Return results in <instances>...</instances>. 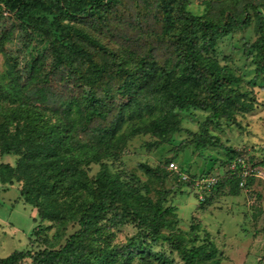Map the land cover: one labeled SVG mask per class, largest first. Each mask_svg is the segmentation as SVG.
I'll return each instance as SVG.
<instances>
[{
    "label": "trees",
    "instance_id": "1",
    "mask_svg": "<svg viewBox=\"0 0 264 264\" xmlns=\"http://www.w3.org/2000/svg\"><path fill=\"white\" fill-rule=\"evenodd\" d=\"M131 2L130 19L149 42L146 54L128 67L106 55L81 27L83 20L97 26L107 22L110 12L116 14L123 6L120 0H0V53L5 60L0 94L17 103L0 106V156H18L14 168H5L23 177L21 195L42 217L54 215L53 193L68 177V191L81 185L92 197L76 207L79 229L63 245L16 250L0 258V264H130L133 238L121 258L105 241L106 228L99 221L108 212L170 242L184 264H203L215 256L214 247L186 249L177 237L159 232L167 228L165 216L172 207L123 186L102 163L93 178L81 168L117 156L136 135L150 134L157 145L165 142L179 131L175 110H209L202 131L213 119L226 116L229 105L238 102L232 86L239 80L210 52L220 38L253 22L257 63L264 65V0L208 1L204 15L188 12L187 0ZM15 37L21 45L17 57L6 52ZM21 57L26 68L20 67ZM192 136L199 148L223 147L217 139ZM241 179L239 172L225 180L229 195L238 196Z\"/></svg>",
    "mask_w": 264,
    "mask_h": 264
},
{
    "label": "rangeland",
    "instance_id": "2",
    "mask_svg": "<svg viewBox=\"0 0 264 264\" xmlns=\"http://www.w3.org/2000/svg\"><path fill=\"white\" fill-rule=\"evenodd\" d=\"M208 1L220 0H187L186 10L204 15ZM120 3L123 6L119 12H110L107 22L97 26L83 20L81 27L102 45L106 55L131 67L146 54L149 41L130 19L134 11L131 0ZM260 11L264 18V10ZM257 39L251 22L249 27L220 38L210 52L213 59L226 65L238 78L232 86L238 102L229 105L226 116L213 119L206 131L200 126L209 110H175L179 131L169 135L165 142L157 145V139L150 134L136 135L129 138L117 156L81 168L88 178H93L102 163L123 186L134 187L143 197H150L154 203L159 201L164 208L172 207L171 215L165 216L167 228L159 232L177 237L186 249L214 247L215 256L203 264H264V65L257 63ZM151 44L156 55L155 42ZM20 50L17 37L6 44V52L13 57L21 55ZM23 57L19 59L20 67L26 68ZM4 61L0 53V76ZM5 96L0 94L1 107L17 104L13 99L5 100ZM192 134L217 139L223 147L199 148L193 143ZM17 159V155L0 156V178L12 181L10 185L0 181V258L16 250L57 249L79 229L76 207L92 199L91 192L81 185L68 191V177L59 182L53 193V206L57 209L54 215L40 216L38 208L25 202L21 195L23 177L5 168H14ZM169 162L189 175L218 176L221 183L200 201L174 177L168 169ZM244 170L248 175L242 186L238 183V196L229 195L225 180ZM99 224L106 228L105 241L114 251L119 250L120 258L128 239H134L130 264H184L170 242L155 239L132 221L115 220L108 212Z\"/></svg>",
    "mask_w": 264,
    "mask_h": 264
},
{
    "label": "built area",
    "instance_id": "3",
    "mask_svg": "<svg viewBox=\"0 0 264 264\" xmlns=\"http://www.w3.org/2000/svg\"><path fill=\"white\" fill-rule=\"evenodd\" d=\"M231 168H232L231 170L235 168L232 163H231ZM168 169L174 175H176L179 178V180L188 183L190 189L193 191V193L196 194L197 198L200 201H204L205 197L213 191L214 187H216V185L219 182L218 176H208V175L194 176L191 174L189 175L186 173V171L180 169L174 162L168 163ZM240 174L242 179L239 182V185L242 186L243 180L248 174L245 170L241 171Z\"/></svg>",
    "mask_w": 264,
    "mask_h": 264
}]
</instances>
